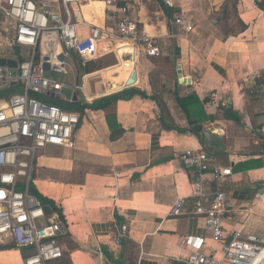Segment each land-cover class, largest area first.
I'll return each mask as SVG.
<instances>
[{
  "label": "crops",
  "instance_id": "crops-1",
  "mask_svg": "<svg viewBox=\"0 0 264 264\" xmlns=\"http://www.w3.org/2000/svg\"><path fill=\"white\" fill-rule=\"evenodd\" d=\"M89 1L72 7L81 16L77 22L84 37L92 28L107 31L111 25L105 10L97 23L85 19L81 8ZM132 1L121 0L122 6L132 12ZM172 9L193 25L191 32L181 31L175 19L169 21L157 0L138 5L132 13L140 34L161 49L158 40L168 34L169 23L177 31L173 37L179 53L160 63L154 64L133 42L110 41L94 63L84 64L69 51L66 68L73 73L72 86L81 85L87 75L107 76L103 89L93 91L98 85L93 81L90 90L95 94L90 91L86 98L80 93V102L92 103L131 88L146 96L120 100L106 111L74 112L80 116L76 148L51 147L40 154L32 182L56 203L65 219L62 264H72V258L76 264H186L189 253L181 241L188 235L204 236L214 249L221 250L202 219L170 215L177 198H190L195 178L181 154L210 149L191 132L178 103L179 98L193 95L204 102L203 113L194 121L225 140V152L209 154L214 162L233 170L224 181L206 176L208 190L227 191L229 208L237 212L224 220V228L228 233L242 230L264 238V10L256 0H202ZM149 26L157 30L151 36L146 34ZM9 38L0 13V41ZM124 43L135 51L118 53L116 46ZM122 54H128L124 60L133 63L122 64ZM110 55L115 64L101 67L98 60ZM178 66L189 84L180 82ZM134 69L137 82L126 87ZM227 110L239 121L226 119ZM109 115L116 116L123 131L115 139ZM122 225L129 227L130 237L117 246Z\"/></svg>",
  "mask_w": 264,
  "mask_h": 264
},
{
  "label": "built area",
  "instance_id": "built-area-1",
  "mask_svg": "<svg viewBox=\"0 0 264 264\" xmlns=\"http://www.w3.org/2000/svg\"><path fill=\"white\" fill-rule=\"evenodd\" d=\"M83 1L0 0V13L10 36L9 49H0V58L19 63L16 70L0 67V90L21 87V93L9 97L0 107V245L28 249L22 255L23 264H62L65 259L61 244L67 234L65 223L57 214L49 218L29 187L42 152L51 147L73 150L77 145L75 133L80 116L42 99H52L51 94H59L65 85L72 84L52 80L48 73H68L69 51L75 52L84 64L97 60L100 42L106 37L110 41L133 42L151 59L162 55L160 46L142 36L137 22L128 18L130 8L120 6L121 0H102L113 31L96 27L84 37L72 8ZM157 1L169 8H181L202 0ZM256 1L264 10V0ZM174 23L181 31L193 30L181 15L175 17ZM53 34L58 36L62 53L56 52ZM92 76L84 77L81 85L76 83L86 98L93 81L97 85L99 79ZM180 159L193 170L195 178L190 198H177L170 215L202 219L210 239L222 246L217 251L204 236H185L181 245L189 253L186 264H264V238L242 230L228 233L224 220L237 213L229 208V193L211 192L206 187L207 174L214 181H224L233 175L232 168L214 162V157L203 150H187ZM130 232L127 225H122L116 245H122Z\"/></svg>",
  "mask_w": 264,
  "mask_h": 264
},
{
  "label": "trees",
  "instance_id": "trees-1",
  "mask_svg": "<svg viewBox=\"0 0 264 264\" xmlns=\"http://www.w3.org/2000/svg\"><path fill=\"white\" fill-rule=\"evenodd\" d=\"M119 5L122 6V5H124V3L120 2ZM162 9H163V11H164V13H165V15L169 21H172V20L174 21L175 16L180 14V11L169 8L163 4H162ZM169 27L172 28L171 23H169ZM178 51L179 50L177 48V54L179 53ZM11 89H13V88H11ZM11 89H7V90H11ZM137 95L146 96L140 90H138L136 88H131L129 90H125V91L119 92V93L114 94V95L103 97V98L98 99L92 103H86L85 101H83V102H79V103L74 104V103H68V102H65L62 100H56V99H48L47 98V100H49V103L56 105V106L62 108L63 110L70 111V112H79L82 114L85 112L86 109H91L93 111H99V110L106 111L109 108H111L113 105H115L117 102H119L120 100H130ZM1 97L2 96H0V100L2 99ZM5 97L6 96H4V98ZM178 103H179L182 111L187 116V119H188L189 124L191 126V132L196 134L199 137V139L201 140L202 144L205 147H207L204 134L196 132L192 126V121H194L195 119H198L197 115L203 113L204 102L202 103L196 95H193V96H190L187 98H179ZM225 117L228 120H233V121H237V122L239 121L238 116L230 110H227L225 112ZM107 122H108V125H109L111 131H113V135H112L113 139L117 138L118 136H120L123 133V131L121 130V128L117 124L116 116L109 115L107 117ZM171 129L169 128V130H171ZM174 130H176L178 132H186L187 131V130H181V129H174ZM208 151L211 152V154H213V155L218 154L217 152L213 151L212 149H208ZM208 151H206V152H208ZM34 178L35 177L33 175L32 180H34ZM29 187H30V192L34 196H36L41 201V203L43 204L47 216L49 218H51L55 214H57L59 220H61L65 223V219L62 215V212L56 206V203L54 201H52L51 199L43 196L39 192L37 187L33 184L32 181L30 182ZM8 250H13V248H9ZM104 254L108 260L115 262L113 257L107 251H104ZM174 264H185V263L175 262Z\"/></svg>",
  "mask_w": 264,
  "mask_h": 264
},
{
  "label": "rangeland",
  "instance_id": "rangeland-1",
  "mask_svg": "<svg viewBox=\"0 0 264 264\" xmlns=\"http://www.w3.org/2000/svg\"><path fill=\"white\" fill-rule=\"evenodd\" d=\"M85 2V0L83 1ZM139 2V3H138ZM137 4H135V1L133 0L130 4H132V6H134V8L132 9V12L130 10L129 14H128V18L133 19L132 13L133 11H136V8L138 5L143 4H148L149 0H138ZM141 2V3H140ZM128 3V2H127ZM106 8V6H102V11H104ZM79 13L74 14V19L75 21H79L81 16L78 15ZM156 18V17H155ZM5 19V18H4ZM155 21L157 22V19H155ZM141 27V26H140ZM113 27L112 24H108L107 25V31H113ZM177 31H175L174 29L171 30L170 27H168V34L166 36H163L162 38H159V43L162 47V55L159 58H154L153 63H160L162 62L163 59L165 58H172V54L177 55V43H176V39L173 37V35H176ZM8 38V36H7ZM110 38H105L100 42L99 45V53L101 52V54H104L105 49L107 48L109 42H110ZM9 39H4L2 42L0 41L1 44H5V46H2V50L6 51L9 49ZM4 47V48H3ZM164 55V56H163ZM142 57L145 59L144 55L142 54ZM99 64L101 65V67H108L111 65H114L116 62V59L113 55L107 56L104 60H98ZM91 63H94V61H92ZM104 65V66H103ZM107 71H104L103 73H106ZM83 73V72H82ZM98 74H94L91 79L93 77H98ZM48 77L52 80H59L63 83H68L71 84L70 82L72 81L73 78V73L71 72V69L68 68V74L64 75V74H60V73H48ZM100 77V76H99ZM107 76H102L101 79L99 78L98 80V85L97 87L93 88L92 90L94 91L96 88H102L103 89V81ZM92 91V92H93ZM21 93V87L20 86H15L13 87V89L11 90H0V96H2L1 100H0V107L4 104V102L11 96L16 95ZM94 93V92H93ZM95 94V93H94ZM4 96H6L4 98ZM9 96V97H8ZM81 96H84V94H81ZM42 99L46 102H49V100H47V98H43ZM9 248H13V250H8ZM26 251H28V249H24V248H17L16 246L13 245H5L2 246L0 245V264H23L22 262V255L24 253H26ZM21 255V256H20ZM78 261L75 260L74 258H72L71 263L72 264H76Z\"/></svg>",
  "mask_w": 264,
  "mask_h": 264
},
{
  "label": "water",
  "instance_id": "water-1",
  "mask_svg": "<svg viewBox=\"0 0 264 264\" xmlns=\"http://www.w3.org/2000/svg\"><path fill=\"white\" fill-rule=\"evenodd\" d=\"M19 63L16 60L0 58V67H8L10 69H18ZM45 69H49V66L46 65ZM178 77L181 83L187 82L190 83V80H185L182 75L181 67L178 66ZM137 82V70L134 69L130 75V79L126 84V87H131ZM52 99L63 100L68 103H79L81 101L80 92L75 86L65 85L63 90L59 94H51ZM193 129L198 133H203L206 145L208 148L212 149L215 152H225L226 144L223 138H220L219 135L212 133L209 130L204 129V126L198 124L196 121H192Z\"/></svg>",
  "mask_w": 264,
  "mask_h": 264
},
{
  "label": "bare ground",
  "instance_id": "bare-ground-1",
  "mask_svg": "<svg viewBox=\"0 0 264 264\" xmlns=\"http://www.w3.org/2000/svg\"><path fill=\"white\" fill-rule=\"evenodd\" d=\"M102 6H106V4L102 1V0H96V1H92L90 0L88 2L87 5H83L81 8V12H83V15L85 17V19H87L88 21L97 23L99 18H100V14L102 12ZM106 10V8H105ZM157 30H155L152 27H148L147 28V35L151 36L153 34H155ZM52 39L55 41V45H56V52L57 50H59L57 53H62V48L60 46V43L58 41V36L57 34H53L51 35ZM116 51L118 53H129V52H133L135 51L133 48H131L127 43L124 44H119L116 46ZM135 53V52H134ZM128 55V54H122L119 56V60L122 64H131L133 63V61H126L124 60V57Z\"/></svg>",
  "mask_w": 264,
  "mask_h": 264
}]
</instances>
